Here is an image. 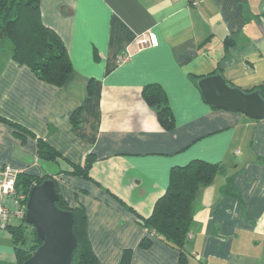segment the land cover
<instances>
[{
  "label": "crops",
  "instance_id": "crops-1",
  "mask_svg": "<svg viewBox=\"0 0 264 264\" xmlns=\"http://www.w3.org/2000/svg\"><path fill=\"white\" fill-rule=\"evenodd\" d=\"M40 12L73 75L55 87L17 65L11 44L0 51V117L23 129L0 122V169L51 175L65 203L83 207L99 264H118L124 250L130 264H177L178 252L138 216L151 214L171 168L194 159L223 165L195 201L189 264H264V119L206 104L192 77L216 71L240 89L264 82V0H40ZM145 32L158 44L137 51ZM127 49L131 57L119 64ZM147 84L163 89L171 131L143 100ZM80 107L74 128L70 115ZM41 141L59 154L55 162L39 158ZM89 154L90 179L67 173ZM145 237L147 249L139 246ZM0 264H17L7 229Z\"/></svg>",
  "mask_w": 264,
  "mask_h": 264
},
{
  "label": "trees",
  "instance_id": "trees-1",
  "mask_svg": "<svg viewBox=\"0 0 264 264\" xmlns=\"http://www.w3.org/2000/svg\"><path fill=\"white\" fill-rule=\"evenodd\" d=\"M7 39L11 44V58L19 66H26L35 76L55 87L67 84L72 75L73 67L67 50L59 36L41 19L40 0H0V45ZM232 45L228 39L225 47ZM0 51L2 47L0 46ZM216 71L212 73L215 74ZM197 81L203 77L192 76ZM92 81L88 84L90 94ZM230 85V84H229ZM231 86V85H230ZM244 92L257 91L264 99V82L253 85ZM142 98L153 109L160 126L165 131L174 128V118L167 104L163 89L158 84H147L142 88ZM214 108V107H213ZM81 107L70 115V121L75 128L80 124ZM0 122L6 123L18 131L23 129L0 117ZM39 158L46 162H55L59 154L49 145L38 142ZM95 157L87 155L82 164H71L67 173L90 179L88 172ZM225 168L220 164H212L194 159L184 166L171 168L169 183L164 194L155 202L151 214L142 218L138 216L141 225L152 232L160 241L178 252L177 264H189L185 247L189 241L188 234L194 213V205L203 188L210 186L215 177L223 174ZM44 180H55L51 175L40 176L19 173L16 188L28 194L30 188ZM56 191L59 194L57 185ZM56 206L73 214L72 231L76 237V247L72 252L69 264H99L87 238V217L83 207L70 208L61 195ZM15 250L17 264H23L42 243L35 229L21 220L18 225H7ZM151 239L145 237L140 247L147 249ZM131 250H124L118 264H130Z\"/></svg>",
  "mask_w": 264,
  "mask_h": 264
},
{
  "label": "water",
  "instance_id": "water-1",
  "mask_svg": "<svg viewBox=\"0 0 264 264\" xmlns=\"http://www.w3.org/2000/svg\"><path fill=\"white\" fill-rule=\"evenodd\" d=\"M203 101L214 108L264 119V99L257 91L244 92L213 74L196 83ZM59 194L55 180L33 185L26 202L25 222L31 225L41 244L23 264H69L76 247L72 231L73 214L56 206Z\"/></svg>",
  "mask_w": 264,
  "mask_h": 264
},
{
  "label": "built area",
  "instance_id": "built-area-1",
  "mask_svg": "<svg viewBox=\"0 0 264 264\" xmlns=\"http://www.w3.org/2000/svg\"><path fill=\"white\" fill-rule=\"evenodd\" d=\"M189 5H196L199 0H182ZM158 44L156 35L152 32H145L137 36L133 45L137 51L146 48L156 47ZM127 49L117 57L119 64L126 62L131 57ZM19 171L11 166H3L0 169V230H5L12 219H25L26 202L28 194L17 190L16 179ZM190 238V234H188Z\"/></svg>",
  "mask_w": 264,
  "mask_h": 264
},
{
  "label": "rangeland",
  "instance_id": "rangeland-1",
  "mask_svg": "<svg viewBox=\"0 0 264 264\" xmlns=\"http://www.w3.org/2000/svg\"><path fill=\"white\" fill-rule=\"evenodd\" d=\"M9 41L7 39H4L2 42H1V47H2V50L3 52H6L7 51V48L9 47ZM14 223H19L20 221L19 220H13Z\"/></svg>",
  "mask_w": 264,
  "mask_h": 264
}]
</instances>
